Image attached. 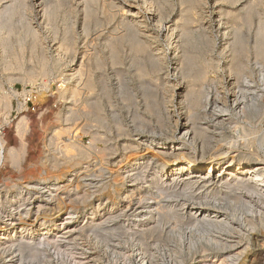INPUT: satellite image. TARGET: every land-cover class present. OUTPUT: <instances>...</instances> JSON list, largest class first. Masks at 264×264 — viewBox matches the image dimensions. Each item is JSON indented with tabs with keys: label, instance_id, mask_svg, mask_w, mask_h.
I'll list each match as a JSON object with an SVG mask.
<instances>
[{
	"label": "bare ground",
	"instance_id": "obj_1",
	"mask_svg": "<svg viewBox=\"0 0 264 264\" xmlns=\"http://www.w3.org/2000/svg\"><path fill=\"white\" fill-rule=\"evenodd\" d=\"M53 1H55V0H45L44 1L45 4H44L42 0H36V2L39 4V6L42 5V3L45 5V7H43L44 9H42L43 10L42 14H43V16H45V19H46L44 21L45 22L44 24L49 26V30H50V32H52V35L56 34V33H54V31L56 30L54 28L56 26L55 25L56 22L55 23H54V21L51 22L52 21V19H51L52 14L59 11L60 7L63 8V5H62V6H59V9L57 8V10H56V7H58V4H59V2L57 0H56V2L58 3L57 6L56 7L53 6V8H51ZM59 1H61V0H59ZM100 1L101 0H81L83 6L85 8V11L87 13L92 12L94 10V7L97 5L98 2L99 3L103 2V0L101 2ZM190 1H191L190 5L187 8L185 7V9H184L185 12L182 11L183 13H185V15H184L185 17L183 16L184 18H182L180 20L182 13H181V15L179 14L180 17L177 16L180 21L176 20V18H174V17L169 16L170 14H167L169 17L166 18L167 20L165 22H163V17H164L163 15H165L164 13H162L163 11L160 12L158 10L159 12L157 14L155 12L154 13L147 12V11H150L152 9L151 8V6H152L151 3L153 2L152 0H143V6L146 7V11L144 10V7H142V5H141V3H142L141 0H104L103 3L106 2L105 9L107 8V11L104 12V18L102 16H99L102 20H100V18H98V17L96 18V16H94L97 14L96 11L94 12L95 14H93V15L92 14L86 15L87 13L85 15H83L84 19H83L82 25H83L84 31H86L88 33L92 32V31L99 33V30L103 29L102 27L105 26V29H106V25L109 27V29H106L108 31L105 30L106 32H103V33H102V31H100V33L99 34L97 33L98 35L95 36L97 38V40H102L99 43L100 47L102 49L101 48L99 49L97 46L94 47L95 51L93 50L94 52L92 54H90V56L88 55L89 57L86 58V60L88 59L87 61L90 62L91 66H93L96 63V66L94 65L95 68L98 70H103V71H105L104 69L107 65L111 66L112 68L118 69V68H121L120 66L122 64L124 65L123 60L125 61V58L127 56V58L130 61V64H132V65L136 64L137 65L139 70L137 68L135 70L136 71L138 70L137 72H139V74H141L140 78H141V76L145 77V76H148L150 74H154V75L157 74V75L161 76L163 79H165L164 83L167 86L171 87V91H169L168 95L165 97V100L167 99L166 100L167 103H171L172 98L177 93V95L180 96V99H183L182 102L185 105L184 107H186L187 103L190 104V106L186 107L187 110L185 111V113H183V114H185V116L179 115L178 117H176L177 120H176L175 133L177 135L174 136V138L172 140L158 141V139H156V138H149V139L144 138L141 141H139L140 140V138H139V139L133 140V142H131L130 145H127L124 149V150H130V151H138V150L142 149L141 147H143L142 145H144L143 150H140V151H142L141 154L137 155L136 157L133 156L134 158H131V160L125 162V164H123L120 168L121 177L118 179V184H119L118 190L112 189L114 192L119 194L117 197L119 199L118 203H120V202L126 203V201L133 196V194H132L133 189L131 190L128 182L129 181L132 182V178L133 179L135 178L134 180L144 178L143 174L146 171L147 167L149 166L150 162H152V161H150L149 158L156 159L155 157L151 156L148 151H146V150L150 149V146H153L152 148L155 151L158 150L161 154L163 153L162 154L163 156H164V154H166L170 158V160H166L165 158H167V157L162 156L164 159L161 160L162 158L159 154V156L161 158L160 159L161 160L160 166H158V168L156 170L154 169L155 174H153V177L151 180L152 184L150 186V189L146 190L147 196L143 195V196L139 197L140 202L146 198H148L149 200H152L153 202H151V204L147 205L146 210H144V212L142 211L143 213L141 212L142 218L141 219L139 218L140 220L138 221L137 228H135L136 230H133V231L130 230V228L132 227L131 224H130L131 227L129 229H126L128 227L125 228V227H121V226H117V225L116 226L109 225V224H107V223H109V221L106 220L107 219L106 217H104V218H106L105 220H103V218H102V221L100 220L101 222H99V223H96V221L95 222L92 221L94 223V225L92 227V224H91V227H90L91 229H89L92 231V234L96 237L97 241L104 243L103 245L105 246L106 249H110L113 251L112 253H114L115 257H117V255L120 254V253L119 254L117 253L118 249H120V251L122 250L124 252H126V251L134 252V255H133L134 258H133L132 264H154L152 259H151L153 257H151V255H150L151 252L154 250L158 251V252L163 251L164 254L168 253L170 259L168 258L167 260H165L166 258L164 257L165 258L164 260L166 261L164 263H166V264H181L185 260L184 258H182L183 255H185L186 257H191L190 260L192 261V264H238V260L240 259V257L242 255H244L245 253H247L249 250V247L251 245V240H252L250 235L254 231L258 230V226H261L264 229V160L262 163V161H261L262 159H259V157L257 155H255L257 152L254 154V152L253 151L251 152L250 150L249 151L244 150L245 152L243 151L242 154L240 156H238L236 154H233V153H235V150L231 151V153H228L226 151H224V153H221V152L219 153L218 149H215V147L217 145L214 146V149L217 150L216 152H215V150L213 151V149H212L213 148L212 146L214 144H216L218 142L220 143L221 142L220 140L223 141L224 138H226L225 136L227 135V133L229 131L235 132V133L237 132L238 134H239V132H242L241 134L244 135V137H242V139L245 140V143H243V144H246V142L248 144V142H249V144L251 145L249 139H247L246 137L248 135H250L251 133L254 134L255 132H257L258 128L256 127L255 122H257L259 119L264 117V63H263L264 62L263 61L264 60V0H245L244 3H240V5H238L235 8L234 12H232L231 9L225 10L224 9L225 7H223V9H222V8H220V6H218L219 10H217V11L215 10L216 12L212 11L213 12L212 17H218L219 22L222 20L221 15H223V17L224 16L227 17V20H230V23H232L231 20L233 18L235 19L236 16H237L236 19H238L239 18L238 15L239 16L241 15L240 19H242L243 18L242 14L245 12V16H244L245 19L244 20H245V26L247 25V27L249 26V24L252 25V23L254 22L253 13H256V12L258 13V16H256V17H258V20L256 19L257 27H256V25L254 26V24H253L254 30H255V27H256V30H255V32L250 30L252 32V34L254 32V34H253L254 38L251 39V36H250L251 33H250V35H247L246 37H244L245 43L243 42V39H242L243 38L242 37L243 35L241 33V31H243L242 29H236V30L230 29V31H227L228 28H230L232 25L230 27H229V25L228 26L225 25V28L223 30L222 27L224 25L222 26L221 23L215 22L216 27H217V30L215 27L216 33L224 35V37H222L224 39H223L220 54L224 59V62L222 63V67H226L225 70L223 68L222 69L224 70V72H228L229 75H227V77L228 76L230 77L228 79L224 77L227 80H224V78H222L220 76L218 78H215V79L209 77V73H211L212 71H218L221 67V63H220L221 59L219 60V55L215 56L213 54V52H215V46H216L215 42L217 39L216 38L217 34H214L212 31H210V29L207 30V28H203L200 26H197V27H199V28H197L196 26L193 25L197 18L198 19L200 18L199 20L205 19V15H203V13L205 14V12H206L205 9H207V1H205V0H190ZM195 1H200L199 3L202 5L200 7V12L197 10L199 8L196 9V6H200V4L196 5L198 2L195 4ZM217 1H219V0H216V3H217ZM220 1H223V0H220ZM224 1L226 4L230 3V5H231L230 1L228 3L226 0H224ZM233 1L234 0H232V2ZM235 1H234V3H236ZM20 2H22V0ZM11 3H12V1H11ZM25 3L27 4L28 2L26 1ZM155 3L156 2H154V5H155ZM158 3H160V2L158 1ZM10 4H7V5H10ZM13 4L14 3H12L11 5H13ZM61 4H62V2H61ZM188 4H189V2H188ZM7 5H5L3 8L0 9V31L2 32L3 31L2 29H6V33L3 32L6 35H7L8 31L9 32L11 31L9 24H10V20L12 18V14L14 13V10H15V8L13 9V7H11V5H10V7H8ZM19 5H20V3H19ZM44 5H42V6H44ZM156 5H157V3H156ZM27 6H29V5H27ZM16 7L19 8L17 5H16ZM22 7H23V5H22ZM157 7H159L160 10H163V8H165V5H164V7H163V4L160 6L157 5ZM96 9H97V7H96ZM112 9H113V11H112ZM118 9H120V10H118ZM156 9H158V8H156ZM243 9H245V11ZM62 10L63 9H61V13H62ZM242 10L244 11L243 13H242ZM16 11H17V9H16ZM235 11H239V12H237V14H236ZM59 13H60V11H59ZM165 13H166V11H165ZM168 13H169V11H168ZM238 13H240V14H238ZM195 14H197V18H195ZM235 14H236V16L234 17ZM13 17H15V15H13ZM25 17L29 18V16H25ZM19 18H21V17H19ZM63 18L64 17L62 16V19ZM66 19L63 21L67 22ZM43 20H44V18H43ZM55 20H56V18H55ZM214 20H212V21L214 22ZM238 20H236V21H238ZM240 21H242V20H240ZM15 22H18V21H14V24H15ZM27 22H29V24H30V21L27 20ZM221 22H223V21H221ZM22 23H19V24H22ZM53 23L55 25L54 27L52 26ZM207 23L208 22L206 21V24ZM71 24H72V22H71ZM13 25L11 22V27ZM24 25L26 26V24H24ZM27 25H28V23H27ZM203 25H205V24H203ZM203 25H201V26H203ZM63 26L66 28L65 25H63ZM28 27H30V26L28 25L27 28ZM241 27H242V25L240 27H236V28H241ZM25 28L26 27H23V29H25ZM69 28L71 31L72 28L70 26H69ZM12 29H15V28H12ZM33 29H34V27H33ZM33 29H32V32H34ZM156 29L160 33L156 32L157 31ZM16 30H17V28H16ZM21 30H22V28L19 31H16V35L18 34L17 32H20ZM64 30L68 31L66 29H64ZM64 30H61V31L63 32ZM27 31H28V29H27ZM25 32H26V30H25ZM30 32H28V33H30ZM71 32H73V31H71ZM12 33H13V31L10 32V34H12ZM161 33H162V35H164V40H165L167 49L163 45H161V43L159 42V40L161 38V35H160ZM63 34L66 35L67 33H63ZM23 35H21V36H23ZM8 36H10V35H8ZM15 36H13V37L15 39H17L20 35L19 36L17 35L16 37ZM57 36H58V34H57ZM29 37L30 38L33 37V39H34V37L36 38V35L34 34V36H29ZM65 37L67 38V36H65ZM5 38H7V37H5ZM24 38L25 37L22 38L23 41H24ZM62 38H64V37H62ZM66 38H64V39L68 41V39H66ZM4 39H3V42L5 41ZM7 39H8V44H9L10 37ZM18 39H17V41H18ZM39 39H36V40L38 41ZM55 39H57L56 35L53 38V41ZM69 40H70V38H69ZM86 40H87V38H86ZM33 41H35V40H33ZM5 42L7 43V41H5ZM93 42H94V40H93ZM20 43H21V41L17 44H20ZM39 43H40V41H39ZM41 43L39 44V46L42 45ZM95 43H96V41H95ZM3 44H5V43H3ZM3 44H2V40H1L0 45H3ZM32 44L34 46V42ZM63 44H64V42H63ZM68 44H65V48L67 47L66 45H68ZM89 45H91V44H89ZM5 46L6 45H4V47ZM8 46L10 47V44ZM21 46H23V45H21ZM9 47H8V49L11 48V47L10 48ZM12 47H14V46H12ZM36 47H38V46L36 45L33 49H35ZM60 47H62V46H60ZM88 47H90V46H88ZM40 48H41V46H40ZM71 48H73V46H71ZM201 48H202V50H201ZM97 49H98V51H97ZM6 50H5V53H7ZM40 50H42V48ZM11 51H10V53H11ZM219 51H217V52L219 53ZM41 52H42V54H45L43 51H41ZM171 52L173 53V56H172L173 61H171L172 64L169 63V59H168L169 54ZM82 53H84V52H82ZM89 53H91V52L89 51ZM11 54H13V52ZM36 54H38V53H36ZM27 55H28V53H27ZM38 55H36V57ZM243 55H245V58H247L246 62H242L243 61L242 60ZM250 55H254L253 58H255V59H253V60H254V62H256L255 64L260 65L258 67V71H259V75L257 76L258 81L251 79L250 78L251 75L249 76L247 74V73H250V71H251L249 68L250 61L248 58ZM4 56H5V54H4ZM13 57H17L16 54L14 56H12V58ZM46 57H45V55L44 56L42 55L40 57L41 58L40 61L42 64H39V67L42 65L40 69H43L44 71L46 70V66H47L45 64L47 62L46 59H48ZM17 58H19V57H17ZM81 58H82V56H81ZM16 59L14 61L15 63H16ZM22 60L20 62H22ZM86 60H85V62H86ZM17 61H18V59H17ZM31 61H32V59H31ZM10 62H12V61L10 60ZM10 62H8L7 65H9ZM20 62L18 64H20ZM89 62H87V63H89ZM31 64H32V62H31ZM127 64H128V62H127ZM10 65H12V63ZM14 66H16V64ZM91 66L87 70L88 74H87V78H86L85 83H84L86 88L88 90H90V94H89L90 96L88 97L86 95L88 97V99H87V102H84V103H87V108L85 110V114L87 117H89L91 119L102 120V121L104 120L105 121L107 118V114L104 111L103 99H102V95H104V94H102V93H109L110 92V88H109L110 84H109V82L105 83L103 80L100 81V80L96 79L97 76L95 77V75H94L95 71L93 69H91V68H93ZM39 67H38V69H39ZM116 67H118V68H116ZM80 68H82V67H80ZM0 69H1V67H0ZM15 69H18V68L16 67ZM40 69H39V71H40ZM47 69H49V68H47ZM2 70H3V68H2ZM19 70H21V67ZM28 70L29 71L26 70V72H25L26 75H28V78H29V76L31 77L34 74H37L36 70H34V68L31 70L30 69H28ZM44 71H40V72L42 73ZM47 71H45V72H47ZM118 71H119V69H118ZM74 74H76V73H74ZM74 74L71 77L72 81L75 80L73 77V76H75ZM119 75H120V73H119ZM37 76H39V74ZM99 76H101V75H99ZM19 77H20V75H19ZM119 79H121V78H119ZM121 80H123V79H121ZM240 80H242V82H244V84L241 83L242 84L241 85L239 83ZM153 81H155V80H153ZM153 81L151 80L152 83H153ZM174 82H176V83H174ZM142 83H144V82H142ZM77 85H78V83H77ZM227 85L231 86L230 89H228V90L225 87ZM98 86H100V88H101V93H96ZM158 86H160V85H158ZM122 87H123L122 85L119 86L118 92L120 94L123 92ZM170 87H169V89H170ZM63 89H65V87ZM128 89H130V88H128ZM68 90L70 92V95H73V97L72 96L71 97L74 99L75 98L74 93L76 92V89H74V87L72 89L70 86V88L68 87ZM124 90H125V88H124ZM157 90H159V89H157ZM79 91H80V89H79ZM91 91H94V92H91ZM212 91H214L215 97L213 100L216 102V104H214L213 109H211L212 111H210L211 112V118H209V119H210V122L212 123V125H211V124H208V122H207V124L204 123L205 121L202 122L203 119L208 117V116L205 117L206 115L205 116L202 115L203 114L202 112H206V110H207L206 108L211 103V100H212L211 99V97H212L211 92ZM83 92H85V91H83ZM80 94H81V92H80ZM161 94H162V92H161ZM7 95H9V94H7ZM76 96H77V92H76ZM128 96H130V95H128ZM2 97H3V95H2ZM4 98H5V96H4ZM110 98L111 97H109V100H110ZM122 98H124V97H122ZM217 98H219V99L217 100ZM45 100H46V98H45ZM144 100H145V98H144ZM124 101H125V99H124ZM150 101H152V100H150ZM159 101H161L160 98H159ZM214 101H212V102L215 103ZM218 101H220V102L222 101L221 104H217ZM4 102H6V101H4ZM126 102H127V100H126ZM110 103H108V104H110ZM154 103H156V102H154ZM146 104H147V102H146ZM157 105H159V104H157ZM180 105H182V103ZM211 106H213V105H211ZM148 107H149V105H148ZM154 107L155 106L151 105L152 110L151 109L150 110L153 111L155 109ZM158 107L156 108L157 110H158ZM163 107H165V106H163ZM202 107H203V109H205V111L202 110V112H201L199 110V108L201 109ZM5 108H7V107H4V109ZM73 108H74V105H73ZM166 109H167V107H166ZM147 110H149V108ZM157 110L155 112H157ZM162 110H163V108H162ZM72 111H74V110H71V112ZM79 111H81V110H79ZM113 112H114V110H113ZM207 112H208V110H207ZM75 113L69 112V114H71V116H75ZM157 113L161 114L160 111ZM206 114H208V113H206ZM82 115H80V116H82ZM117 115H119V114H117ZM134 115H135L134 116L135 119H137L136 118L137 114H134ZM139 116L140 115H138V117ZM202 116H204V117H202ZM73 119H74V117H73ZM135 119H134V123H135L134 126H135L136 130H139L141 128L143 129V127L145 126L144 123L141 121H140L141 122L140 123L139 118H138V123H136L137 120H135ZM145 119L147 120V117ZM163 119L164 118L162 117V120ZM167 119H169V118H167ZM172 119H174V118H172ZM68 120H69V117H68ZM68 120H65V122ZM71 120H72V118H71ZM24 122H26V119ZM83 122H85V121H83ZM148 122H149V120H148ZM158 122H159V120H158ZM105 123H107V122H105ZM115 123H117V122H115ZM100 124H102V123H100ZM120 124H121V121H120ZM120 124L119 123L117 124L120 127L119 129L124 128V127H121ZM84 125H85V123H84ZM204 125H207V126H204ZM90 126H92V125H90ZM96 126H97V124H96ZM99 126H101V125H99ZM161 126L163 127V125H161ZM69 129H68V126H67V128H60L58 130H55V132H56L55 134H56V136H58L59 133L61 134L62 132L66 131V132H68V134L71 135L72 130H69ZM83 130H82V132H83ZM22 131H21V135L23 134ZM153 133H155V132H153ZM62 134H64V133H62ZM95 135H96V133H95ZM97 135H98V133H97ZM72 136H75V135L73 134ZM98 136H95V137H98ZM164 136H165V134H164ZM185 139L188 140L191 144L193 142L197 143V141L200 140L201 146L200 147H194L193 146L192 151L185 152V150H184V152L182 151V152L178 153V150H181L180 145L182 144V140H185ZM48 140H47V142H48ZM130 140H131V138H130ZM54 141L56 142L55 139H54ZM262 141H264V134L262 136ZM19 142H20V144H18L17 146H14V147L13 146L11 147L8 145L6 148V146H4V148L6 149V154H7V157H4L5 160H6V158H8L9 162L11 163V166H17V168L19 165L18 163L20 162L19 160L25 154V153L23 154V152L25 151L26 146H27V142L24 141L23 137H20ZM104 142H106V141H104ZM48 143H50V142H48ZM72 143L73 142L71 141V137H68V141H65V142L62 141V145L59 144L60 147H62L61 149L64 152V155L62 154L63 158H58L59 156L57 154L58 157L56 158V161H54L55 164L59 165L60 161L67 163L66 161L73 159L76 155H79L80 157H83V158L86 156L87 150H85V148H83L84 146L82 148H81V146L76 147L79 143L76 145V144H74V143H76L74 141L73 144L76 146H74V145L72 146ZM229 144L230 145L233 144V146H236V145H234V143H229ZM249 144L246 146L250 147ZM263 144H264V142H263ZM50 145H53V144L51 143ZM123 145H125V144H123ZM220 145H222V144H220ZM89 146H90V144H89ZM246 146H244V147H246ZM57 147H55V148H57ZM72 147L73 148L76 147L75 149L78 150L77 151L78 154L73 153L74 151H72ZM91 147L95 148V146H93V145ZM91 147H89V148L91 149ZM236 148H237V146H236ZM90 149H89V151H90ZM211 150L213 152V155L210 158H205L204 154H206L207 152H209ZM237 150H239V149L237 148ZM55 151H56V149H55ZM102 151H103V149H102ZM102 151H99V152H102ZM60 153H61V151H60ZM199 154H200V156H199ZM88 155L90 157V153H88ZM50 156H51V154H50ZM124 157H126V156H124ZM128 157L130 158V156H128ZM51 159H53V157ZM86 159H87V156H86ZM101 160L103 161V158ZM156 160H158V158ZM118 161H120V160H118ZM259 161H261V163ZM75 163H76V161H75ZM79 163L78 162L76 163V165H78V166L73 168L74 171H76L80 168ZM121 164H122V162H121ZM121 164H119V165H121ZM125 165H126V167H124ZM151 165H154V164H151ZM68 167H70V166H68ZM42 171H43V169H42ZM98 171H103V170L99 169ZM70 174H72V173H70ZM91 176H92V174H91ZM59 178H60V176L56 177L57 182L59 181ZM41 180L46 182L45 179H41ZM93 182H94V180H93ZM113 182H115V181H113ZM17 187H18V185H17ZM31 187H32V185H31ZM33 187H34V185H33ZM48 187H51V186H48ZM74 188H75V186H74ZM76 188H78V186ZM26 194L29 195L30 192L29 191H27V192L20 191L19 193L14 195V197H12V198L10 197V199L4 200V201H3V197L0 196V219L7 212V210L5 209L6 207H8V208L12 207L16 210V215L14 218H12V220H10L11 221L10 223L9 222L7 223L6 221H4V222H1V224H0V246H3L1 248H3L5 253H6L7 252L6 249L11 248L17 244L18 246L17 245L16 246H17L18 250L22 251V252H20L21 255L19 253V256H20L19 257L20 259H18L19 262H22V260L24 262L26 256H27V258H28V256H30L31 258H36V256L40 257L37 254H40L43 256L44 253H42V252L45 251V247H47V246L49 247V246L55 244L56 243L55 239L58 238V235H59V239H60L64 234L66 235V233L69 232V230H65V229L69 228V226L64 227L65 223H67L66 221H70V222L75 221L76 222V220H78V219L80 220L82 217H88L90 219H94L97 215L103 214V213L108 214V216L109 215L111 216V214H112L111 211L113 210V207H109L107 204H106L107 205L106 207L105 206L102 207L101 206L102 204H101V205L93 207L91 210H88L87 212H85L86 213L85 216H82L83 215L82 214L80 217L79 216L77 217V215L74 216L73 212H71L67 209H65V210L56 209V207H55L52 216L47 217L46 215L45 216L42 215L44 217V219H43L42 217L40 218L37 215L39 214L40 211L45 210L47 203L45 202L46 203L45 204L44 201L38 202L37 205L35 204L36 206L34 208H36V209L34 210L31 207V205L33 206V201L32 202L30 201V200H32V198L30 199V196H26ZM51 195H52V193H51ZM87 195H88V193H87ZM87 195L85 194V196H87ZM112 195H114V194H112ZM77 196H79V199L82 201L83 197L80 195H77ZM58 197L59 196H57V198ZM117 198L114 197V199H113L110 196L108 197L109 201L113 202V204H116ZM49 199H51V198H49ZM148 199H146V200H148ZM131 200H133V199H131ZM81 203H83V202H81ZM64 207H66V206H64ZM42 213L44 214V212H42ZM29 215H31V218L32 217L35 218L34 215H36L37 216L36 219H38L37 222H34L33 219L31 220L30 217H29L30 219L27 220L26 217H28ZM105 216H107V215H105ZM68 224H69V222H68ZM133 225H137V221H136V224L134 223ZM127 226H129V225H127ZM70 228H72V227H70ZM119 228L123 229V231H126V232H124V233L119 232ZM127 230L129 231V233L127 232ZM61 232H63V233H61ZM59 233L63 234V235L61 236ZM122 234H123V236H122ZM117 236H119L118 237L119 239L116 238ZM117 240L119 243L117 242ZM116 242H117V244H116ZM59 245H57V247H59ZM47 249H49V248H47ZM60 250L61 249H59L58 253L60 252ZM56 252H57V250H56ZM62 252H64V251H61V253ZM253 252H255V251H253ZM61 253H59V255ZM115 253H117V254H115ZM128 253H126V254H128ZM200 253L203 254L202 255L203 258L201 260L196 261V257H195L196 254H200ZM122 254H120L119 257H121ZM23 255H25V256H23ZM72 256H73V254H72ZM123 256H125V254L122 255V257ZM130 256H131V254H130ZM148 256L151 258H149ZM68 257L70 259V256H68ZM76 260H78V259H75L74 261H76ZM114 260L115 259H113V261ZM82 261H83V259H82ZM251 261H253L252 264H254L255 258ZM12 262L13 263L10 262V264H15L14 262H16V261L13 260ZM81 262H79V263L81 264ZM84 263H85V261H84ZM40 264H42V263H40ZM71 264H72V262H71ZM122 264H123V262H122ZM125 264H127V263H125Z\"/></svg>",
	"mask_w": 264,
	"mask_h": 264
},
{
	"label": "rangeland",
	"instance_id": "obj_2",
	"mask_svg": "<svg viewBox=\"0 0 264 264\" xmlns=\"http://www.w3.org/2000/svg\"><path fill=\"white\" fill-rule=\"evenodd\" d=\"M11 1H12V3H14L13 5H11L12 4ZM20 1L21 0H0V9L3 8L7 4H10V3H11L10 4L11 7H13V9L15 8L14 13L12 14V18L10 20V24L9 25H10L11 31H13V33L15 35H16V31H19L22 28V30L20 32H17L18 33L17 35L18 36L20 35L18 37L19 39L18 38L17 39H18L19 42L21 41L20 44L23 45V46H21L20 44H17L19 42L17 41V39H15L13 37V36H15L13 33H12L13 35L10 34L11 31L9 32L7 30L8 33H9V34L7 33V35L3 33V32L6 33V29H2L3 30L2 32L0 31V33H1L0 34V37H1L0 38V41L2 40V44L5 43L3 45H0V47H1L0 48V67H1V69H0V93H1L0 94V97L2 98V99L0 98L1 99L0 100L1 101L0 102V131L4 132V135H3V138H2V140H3L2 142L4 144L2 145V152L0 151L1 152L0 153V196L3 197V201H4V200L10 199V197L11 198L14 197V195H16L17 193H19L20 191H22V192L29 191L30 194L29 195L26 194V196H30V199L32 198V200H30L31 202L33 201V206L31 205L32 209L35 210L36 208H34V207L40 201H44V203L45 202L47 203V204L45 203L47 205L46 208H45V210L44 211H40L38 215L36 214L37 216H39L40 218L42 217L43 219H44L43 216H45V215L47 217L52 216L55 207H56V209H63V210L67 209V210L73 212L74 216L77 215V217L78 216L80 217L82 214H83L82 216H85L86 215L85 212H87L88 210H91L93 207H96V206L101 205V204H102L101 205L102 207L103 206L106 207L107 205L109 207H113V210L114 211L113 210L111 211L112 212L111 216L110 215L108 216V214H104L103 213V214L97 215L94 219H90L88 217H82L80 220L79 219L76 220V222L75 221L74 222L66 221L67 223H65L64 227L65 226H69V228L65 229V230H69V232L66 233V235L65 234L63 235V234H60L59 233L61 236L63 235L60 238L61 240L59 239V235H58V238L55 239L56 240V243L55 244H53V245H51L49 247L48 246L45 247V251L42 252V253H44L43 256L40 255V254H37L40 257L36 256V258H31L30 256H28V258H27V256H26L24 262H23V260H22V262H19V260H18V259H20L19 258L20 257L19 256V253L22 252V251L21 250H18V248H17L18 245L17 244H16L17 246L15 245L16 247L15 246L11 247L12 249L11 248H8L10 251L8 249H6V251H7L6 253H5L4 249L1 248L3 246H0V249H1L0 250V264H6V263L7 264H10V262L13 263L12 262L13 260L16 261V262H14L15 264L16 263L17 264H21V263L22 264H40V263H42V264H62V263L63 264H71V262H72V264H75L76 262H77L76 264H78L79 262L82 261V259H83V261L81 262V264H85V263L86 264H122V262H123V264H125V263H127V264H130L131 263L132 264V261H133V258H134L133 257L134 252H132V251H126V252H124V251H122V250L120 251V249H118V252L117 253L118 254L119 253L122 254L124 252L122 255L125 254V256L122 257V255H121V257H119L120 256V254H119V255H117V257H115L114 256V253H112L113 251L110 250V249H106L105 246L103 245L104 243H101V242L97 241L96 240V237L92 234V231L89 230V229H91L90 228L91 227V224H92V227H93V225H94L93 222L96 221V223H99V222L102 221V218H103V220H105L107 218L106 220L109 221V223H107V224H109V225H112V226H116L117 225V226H121V227H125V228L128 227L126 229H129L131 227V225H132V227H131L132 229L130 228V230L131 231L136 230L135 228H137V226H138V221L142 218V213L144 212V210H146L147 205H149V204H151V202H153L152 200H149L148 198H146L148 200L144 199V200H142L140 202L139 201V199H140L139 197L140 196H143V195L144 196H147L146 195L147 194V191L146 190L150 189V186L152 184V181L151 180H152L153 174H155L154 173L155 170L158 168V166H160L161 160L164 159L163 157H167V158H165L166 160H170V158L166 154H164V156H163L162 155L163 153L161 154L158 150L155 151L152 148L153 146H150V149L148 148L149 150H146V151H148L149 154L151 156L155 157L156 159L158 158V160L149 158L150 161H152L153 163L149 161L150 164H149V166L147 167L146 171L143 174V177L144 178L137 179V180H134L135 178L134 179L132 178V182L133 183L131 181L128 182V184L130 185L131 190L133 189L132 190L133 196L130 199H128L126 201V203L125 202L124 203H122V202L118 203L119 202V199L117 197H118L119 194H117L116 192H114L112 189H114V190L117 189L118 190V185H119L118 184V179L121 177V174H120L121 170H120V168H121V166L123 164H125V162H127V161L131 160V158H134L137 155L141 154L142 151H140V150H143L144 145H142L143 146V147H141L142 149H140L138 151H130V150H124V149H125V147L127 145H130V143L133 142V140H136V139H139V138H140L139 141H141L144 138L145 139L156 138V139H158V141H169V140H172L174 138V136L177 135L175 133L176 120H177L176 117H178L179 115L180 116L181 115L182 116L183 115L185 116V114H183V113H185V111L187 110L186 107L190 106V104L187 103L186 104V107H184L185 105L182 102L183 99H180V96L177 95V93L172 98L171 103H167V101H166L167 99L165 100V97L168 95L169 91H171V87L170 86H167L164 83L165 82L164 81L165 79H163L161 76H159L157 74H155V75L154 74H150L151 76L148 75V76H145V77H142L141 76V78H140V75L141 74H139V72H137L139 70L138 67H137V65L135 64L136 65L135 66V65L130 64V61L127 58V56L125 58V61L126 62L123 60L124 65L122 64L120 66L121 68L116 67V68L119 69L120 72L118 71V69L112 68L111 66H108V65L105 67V69H104L105 71L96 69L95 68L96 63L94 64L95 66L93 64H92L93 66H91L90 65V62L87 61L88 59L86 60V58H88L90 56V54H92L95 51L94 47L97 46L99 49L101 48L99 43L102 41V40H97V38L95 36L98 35L100 33V31H102V33L108 31L106 29H109V27L107 25H106V29H105V26L102 27L103 29L99 30V33L98 32H93V31L90 32V33H88L86 31H84V28H83V25H82L83 19H84V16L83 15H85L87 12L85 11V8H84L81 0H63V1L62 0L61 1L57 0L60 5L56 2V0L52 2V7L51 8H53V6L56 7L57 4H58V7H56V10H57V8L59 9V6H62L63 5V8L60 7V9H59L60 13H59V11H57L55 13L53 12L56 16L54 14H52V18H51L52 21L51 22H53V21H54V23L56 22L55 23L56 26L54 25V23L52 24V26L53 27L55 26L54 28L56 29L55 30L56 32L54 31V33H56V34H53V35H52V32H50V30H49V26H47L46 24H44L45 23L44 21L46 19H45V16H43V14H42V12H43L42 9H44L43 7H45V5H44L45 4V2H44L45 0H42L43 3H44V4L42 3V5H44V6H42V5L39 6V4L36 2V0H26L28 2L27 4L25 3L26 2L25 0L24 1L22 0V2H20ZM152 1L153 2L151 4H152V6L154 8L151 6L152 9L150 11H147V12H150V13H154L155 12L157 14L159 11L160 12L163 11L162 13L165 14V15H163L164 16L163 17V22H165L167 20L166 18H168L169 16L174 17V18H176V20L180 21L182 18L185 17L184 16L185 13H183L182 11H184L185 7L187 8L190 5V3H191L190 0L189 1L188 0H175V1L174 0H161V1L160 0H152ZM158 1L160 3L162 1L163 2L160 4V3H158ZM205 1H207V9H205L206 10L205 14L203 13V15H205V19H201L203 22L201 20H199L200 18L199 19L197 18V14L200 12V7L202 5L199 3L200 1H195V4L198 2L196 5L200 4V6H196V9L199 8V9H197L199 12L196 10L198 13L195 14V18H197L198 20L196 19V21L194 22L193 25L196 26V27L197 26H200V27H203V28H207V30L210 29V31H212L214 34H217L216 31H215V27H216V23L219 22V20H218L219 18L218 17H212V14H213L212 11L216 12L217 10H219V7L218 6H220V8H222V9H223V7H225L224 8L225 10L226 9H231V11L234 12L235 8L238 5H240V3H244L245 2V0H238V1L237 0L235 1L234 0L236 2V3H234V1L232 2V0H226L227 3L229 1L231 2V5H230V3H228L229 4L228 5V4L225 3L224 0H223L224 2L219 0V1H217V3H216V0H205ZM61 2H62V4H61ZM103 2H104V0H103ZM103 2L102 3H99L98 2L97 5L94 7V10L92 12H88L86 15H89V14L90 15L91 14L93 15V14H95L94 12L96 11L97 14L94 15V16H96V18L97 17L100 18L99 16H102L104 18V12L107 11V8L105 9L106 2L105 3H103ZM141 2H142L141 3L142 7H144V10L146 11V7L143 6V0H141ZM154 2H156L158 6H160V5L163 4V7H164V5H165V8H163V10H160L159 7H157L156 3L154 5ZM188 2H189V4H188ZM19 3H20L21 6L19 5ZM10 5H7V6L10 7ZM16 5L19 8H17ZM22 5H23V7H22ZM27 5H29V6H27ZM96 7H97V9H96ZM156 8H158V9H156ZM16 9H17L18 12L16 11ZM61 9H63L62 10V13H61ZM118 10H120V9H118ZM167 10L169 11V13H168ZM243 10L245 11V9H243ZM243 10H242V13L244 12ZM112 11H113V9H112ZM165 11H166V13H165ZM235 12L237 14V12H239V11H235ZM181 13H182V15H181ZM167 14H170V15L168 16ZM179 14L181 15L180 20L178 19V17H180ZM236 14L234 15V17L236 16ZM238 14H240V13H238ZM13 15H15V17H13ZM242 15H243V18L242 19H240V16L241 15L240 16L238 15V17H239L238 19L239 20L236 19L237 16L235 17V19L233 18L235 21L232 19L233 20V21L231 20L232 23H230V20H227V17L226 16L223 17V15H221L222 16V20L221 21H223L224 23L221 22V21L219 23H221L222 26L224 25L222 27L223 30L225 28V25H227V26L229 25V27L232 25L230 28H228L227 31H230V29H233V30L234 29L235 30L236 29H242L243 30V31H241V33L243 35L242 36L243 37L242 39H243V42L245 43V38L244 37H246L247 35H250V33H251V35H250L251 36V39L254 38L253 37V34H254V32L256 30V27H257V25H256L257 24L256 23L257 22L256 19L258 20V17H256V16H258V13L257 12L256 13H253L254 22L252 23V25L249 24L248 27L250 29L247 27V25L245 26V20H244L245 19L244 18L245 12ZM25 16H29V18L28 17H25ZM62 16L65 19L67 18L66 19L67 22L63 21L65 19L64 18L62 19ZM19 17H21V18H19ZM43 18H44V20H43ZM55 18H56V20H55ZM27 20L30 21V24H29V22H27ZM100 20H102V19L100 18ZM212 20H214V22ZM236 20H238V21H236ZM240 20H242V21H240ZM14 21H18V22H15V24H14ZM206 21L208 22L207 24H206ZM11 22H12V25L14 24L15 26L13 25L11 27ZM71 22H72V24H71ZM19 23H22V24H19ZM27 23L30 26L28 28H27V26H28ZM24 24H26V26ZM200 24L201 25L205 24V25L201 26ZM253 24H254V26L256 25L255 30H254ZM63 25H65L66 28ZM241 25H242L241 28H236V27H240ZM69 26L72 28L71 31H73V32L70 31ZM23 27H26L28 29V31H27L26 28L23 29ZM33 27H34V29H33ZM12 28H15V29H12ZM16 28H17V30H16ZM197 28H199V27H197ZM32 29L34 30V32H32ZM64 29H66L68 31H65ZM25 30H26V32H25ZM61 30H64V31L62 32ZM216 30H217V27H216ZM250 30L251 31H254L253 34H252V32ZM28 32H30V33H28ZM156 32L160 33L158 30ZM63 33H67V34L65 35ZM34 34L36 35V38L34 37V39H33V37H31V38L29 37V36H34ZM57 34H58V36H57ZM8 35H10V36H8ZM21 35H23V36H21ZM55 35H56L57 39H55L53 41V38L55 37ZM160 35H161V38H160L159 42L161 43V45H163L167 49L166 43H165V40H164V35H162V33ZM65 36H67V38ZM5 37H7V38L10 37L9 44H10V47L11 48L8 46L9 45L8 44V39L5 38ZM21 37L22 38L25 37L26 39L24 38V41H23ZM62 37L68 39L69 42L67 40H65L64 38H62ZM222 37H224V35L217 34V37H216L217 39H216V42H215V45H216L215 46V52H213V54L215 56L219 55V60L221 59L220 60L221 67L219 66L220 69L218 71H212L211 73H209V77L210 78H214V79L215 78H218L219 76L222 77V78L225 77L227 79L230 78L229 76L227 77V75H229L228 72H224V70L226 69V67H222V63L224 62V59H223V57L220 54L221 53V47H222L223 39H224ZM2 38L3 39L5 38L4 40L7 41V43L5 41L3 42V39ZM69 38H70V40H69ZM86 38H87L88 41L86 40ZM32 39L35 40V41H33ZM36 39H39V40L37 41ZM93 40H94V42H93ZM39 41H40V43L42 42L41 43L42 45H40L41 48H42V50H40L41 48L39 46V44H40ZM95 41H96V43H95ZM33 42H34V46L32 44ZM63 42H64V44H63ZM65 44H68V45H66L67 46L66 47L67 49L65 48ZM89 44H91V45H89ZM4 45H6V46L4 47ZM36 45L38 47H36L35 49H33ZM12 46H14V47H12ZM60 46H62V47H60ZM71 46H73V48H71ZM88 46H90V47H88ZM8 47L12 51L10 49H8ZM5 50H6L7 53H5ZM201 50H202V48H201ZM10 51H11V53L13 52V54L15 53L16 56L19 57V58H17V57H13L12 58V56H14L15 54L14 55L11 54ZM41 51H43L45 54H42ZM89 51L91 53H89ZM97 51H98V49H97ZM217 51H219V53ZM82 52H84V53H82ZM27 53H28V55H27ZM36 53H38V54L40 53L41 55L40 54L38 55ZM4 54H5V56H4ZM36 55H38V56L36 57ZM42 55L43 56L45 55V57L47 56L46 58H48V59H46V61L47 62L49 61L48 63L47 62L46 63L44 62L47 65V66L45 65L46 66V70L45 71L48 70L47 72H45L43 69H40L42 65L39 67V64H42L41 61H40L41 60L40 57ZM81 56H82V58H81ZM172 56H173V53L171 52L169 54V57H168L170 64H172L171 61H173L172 60ZM253 56L254 55H250L248 57L249 58V61H250L249 68H250V70L252 72L250 71V73H247V74L249 76L251 75L250 76L251 79H253L255 81H258V78H257V76L259 75L258 67L260 65L255 64L256 62H254L253 59H255V58H253ZM242 57L244 58V59L242 58V60H243L242 62H246V59L247 58H245V55H243ZM16 58L18 59V61H17ZM30 58L32 59V61H31ZM9 59L12 62H10ZM15 59H16V63L14 62ZM21 60H22L23 63L20 62ZM85 60H86V62H85ZM8 62H10L9 65H7ZM19 62H20V64H18ZM31 62H32V64H31ZM87 62H89V63H87ZM127 62H128V64H127ZM11 63H12L13 66L16 64V66H14V67L15 68L17 67L18 69H15L12 65H10ZM79 66L82 67V68H80ZM90 66L93 67L91 69H93L95 71V74L94 75H95V77L97 76L96 79H98L100 81L103 80L105 83L106 82H109V84H110V86H109L110 92L109 93H102V94H104V95H102L104 111L107 114L106 120L105 121L103 120L104 122L102 120L91 119V118L87 117L86 114H85V110L87 108V103H84V102H87V99L90 96L89 95L90 94V90H88L86 88V86L84 85V83H85V80H86L87 74H88L87 70L90 68ZM20 67H21V70H19ZM38 67H39L40 71H44V72L41 73L39 71ZM2 68H3V70H2ZM33 68H34V70H36V73L37 74H34L31 77L29 76V78H28V75H26L25 72H26V70L29 71L28 69L31 70ZM47 68H49V69H47ZM136 68L138 69L137 71L135 70ZM74 73H76V74H74ZM119 73H120V75H119ZM38 74H39V76H37ZM73 74L75 75V76H73L75 80L72 81V78L71 77H72ZM19 75H20V77H19ZM99 75H101V76H99ZM117 78L118 79L121 78L123 80H121V79L118 80ZM225 78H224V80H227ZM151 80L152 81L155 80V81H153V83H152ZM142 82H144V83H142ZM77 83H78V85H77ZM174 83H176V82H174ZM239 83L240 84L241 83L244 84V82H242V80H240ZM120 85L123 86L122 87L123 88V92L121 94L118 92ZM158 85H160V86H158ZM70 86H71L72 89L74 87V89H76V92H77V96H76V92L74 93L75 94L74 95L75 96L74 99L72 98L73 95H70V92L68 90V87L70 88ZM64 87H65V89H63ZM169 87H170V89H169ZM225 87L228 90V89H230L231 86L230 85H227ZM124 88H125V90H124ZM128 88H130V89H128ZM79 89H80V91H79ZM157 89H159V90H157ZM83 91H85V92H83ZM80 92H81V94H80ZM91 92H94V91H91ZM161 92H162V94H161ZM212 92H211V96H212L211 99L212 100H211V103L209 104L210 107L208 106L206 108L208 110V112H207V110H206V112H202V110L205 111V109H203V107L201 109L199 108V110L203 113L202 115H204V116L206 115L205 117L208 116L207 117L208 119L205 118L206 120L203 119L202 122L205 121L204 122L205 124H207V122H208V124H211V125H212V123L210 122V119H209V118H211V112L210 111H212L211 109H213L214 104H216V102L213 100L214 97H215L214 91H212ZM96 93H101L100 86L97 87ZM7 94H9V95H7ZM2 95H3V97H2ZM128 95H130V96H128ZM4 96H5V98H4ZM109 97H111L110 98L111 101L109 100ZM122 97H124V98H122ZM45 98H46V100H45ZM144 98H145V100H144ZM159 98H160L161 101L162 100L163 101L162 102L159 101ZM124 99H125V101H124ZM218 99L219 98H217V100ZM126 100H127V102H126ZM150 100H152V101H150ZM4 101H6V102H4ZM212 101H214L215 103H213ZM146 102L149 105V107L146 104ZM154 102H156V103H154ZM219 102L220 101H218L217 104H221L222 101L220 103ZM108 103H110V104H108ZM181 103H182V105H180ZM150 104L152 106H155L154 107L155 109L153 111H151L153 107L151 108V105ZM157 104H159V105H157ZM73 105H74V108H73ZM211 105H213V106H211ZM3 106L4 107H7V108L4 109ZM156 106L157 107L159 106L158 107V110L156 109L157 108ZM163 106H165V107H163ZM166 107H167V109H166ZM148 108H149V110H147ZM162 108H163V110H162ZM71 110H74V111L71 112ZM79 110H81V111H79ZM113 110H114V112L116 114L113 112ZM156 110H157V112L160 111L161 114L155 112ZM68 111L70 113H75L76 112L75 113V116H71V114H69ZM65 112L66 113L68 112V113L66 114ZM206 113H208V114H206ZM79 114L80 115L83 114V115L80 116ZM117 114H119V115H117ZM134 114H137L136 115V118L137 119H135V117H134L135 115ZM138 115H140V116L138 117ZM204 116H202V117H204ZM68 117H69V120H68ZM73 117H74V119H73ZM146 117H147V120L145 119ZM162 117L164 118L163 120H162ZM21 118L22 119L24 118L23 119L24 121L26 119V122H24ZM71 118H72V120H71ZM138 118H139V122L141 121L145 125L143 127V129L141 128L142 130L141 129L136 130V128L134 126V124H135L134 123V119L137 120V122L136 121L135 122L138 123ZM167 118H169V119H167ZM172 118H174V119H172ZM65 120H68V121L65 122ZM148 120H149V122H148ZM158 120H159V122H158ZM83 121H85V122H83ZM120 121H121V124L122 125L120 124ZM105 122H107V123H105ZM115 122H117V123H115ZM84 123H85V125H84ZM100 123H102V124H100ZM118 123L120 124L121 127H124V128L119 129L120 127H119V125H117ZM159 123L161 125H163V127ZM255 123H256L255 124L256 127L258 128L257 129V132H255L254 134L251 133L250 135H248L246 137L247 139H249V141L251 143V145H250L249 142H248V144L250 145V147L249 146H246V145H248L247 142H246V144H243V143H245V140L242 139V137H244V135L241 134L242 132H239V134H238L237 132L235 133V132L229 131L228 133L230 135L227 133V135L225 136L226 138H224L223 141L220 140L222 143L221 142L220 143L218 142V143H216V144H214L212 146L213 147L212 148L213 151L215 149H218L219 153L220 152L221 153H224V151H226L228 153H231V151L235 150V153H233V154H236V155L240 156L244 150L245 151H249L250 150L251 152L253 151L254 154L257 152L255 155H257L259 157V159H262L261 161L263 163V160H264V147H263L264 144H263V142L264 141H262V136L264 134V117L261 118V119H259ZM96 124H97V126H96ZM90 125H92L93 127L90 126ZM99 125H101V126H99ZM67 126H68V129L70 128L69 130H72L71 135L68 134V132L65 131V132H62L64 134H62V133L60 134L59 133V135L56 136L55 130H58L60 128H67ZM204 126H207V125H204ZM20 130L21 131L23 130L22 131V133H23L22 135H21V131ZM82 130H83V132H82ZM152 131L155 132V133H153ZM94 132L96 133V135H95ZM97 133H98V135L100 137L97 135ZM73 134L75 136H72ZM164 134H165V136H164ZM95 136H98V137H95ZM20 137H23L24 141L27 142V146H26L25 151L23 152V154L24 153L25 154L24 155L22 154L23 156L19 160L20 162L18 164L20 166L17 164L18 165V168H17V166H11V163L9 162V159L8 158H6V160H5L4 157H7V154H6V149L4 148V146H6V148H7L8 145L11 146V147L12 146L13 147L14 146H17L18 144H20V142H19ZM68 137H71V141L73 143H74V141L76 142L74 144L77 145L79 143L77 146L72 143V146L73 145L76 146V147L81 146V148L84 146L83 148H85V150H87V154H86L87 159H86V156L83 158V157H80L79 155H76L77 157L75 156L73 159H71L69 161H66L67 163L60 161L59 165L58 164H55L54 161H56V158L58 156H59L58 158H63L64 152L62 151V149H61L62 147H60V145H62V141H64V142L65 141H68ZM130 138H131V140H130ZM54 139L56 140V142L54 141ZM47 140L50 143H48ZM104 141H106V142H104ZM51 143L53 145H50ZM229 143H234V145H236L239 150H237L236 146H233V144L230 145ZM89 144H90V146H89ZM123 144H125V145H123ZM220 144H222V145H220ZM92 145L95 146V148H92L91 147ZM193 146L194 147H200L201 146L200 140L197 141V143H194L193 142L192 144L188 140H186V139L185 140H182V144L180 145L181 150H178V153L179 152H182V151L184 152V150H185V152L192 151ZM214 146H216L215 149H214ZM244 146H246V147H244ZM55 147H57V148H55ZM89 147H91V149ZM75 148L72 147V151H74L73 153L78 154V152H77L78 150L75 149ZM55 149H56V151H55ZM89 149H90V151H89ZM102 149H103V151H102ZM60 151H61V153H60ZM99 151H102V152H99ZM216 151L217 150H215V152ZM211 152H212V150L209 151V152H207L206 154H204V157L205 158H210L213 155V152L212 153ZM88 153H90V157H89ZM50 154H51V156H50ZM57 154H58V156H57ZM159 154H160V156H161L162 159L160 158ZM124 156H126V157H124ZM128 156H130V158ZM199 156H200V154H199ZM52 157H53V159H51ZM102 158H103V161L101 160ZM116 160L117 161L120 160V161L117 162ZM75 161H76V163L77 162L78 163L80 162L79 163L80 164L79 165L80 168L78 170H76V171H74V169H73L74 167L78 166V165H76ZM261 161H259V162L261 163ZM121 162H122V164H121ZM118 163L121 164V165H119ZM151 164H154V165H151ZM68 166H70V167H68ZM124 167H126V165ZM42 169H43V171H42ZM99 169L100 170L102 169L103 171H98ZM70 173H72V174H70ZM91 174H92V176H91ZM57 176H60L58 182L56 180V177ZM41 179H45L46 182H44ZM93 180H94V182H93ZM113 181H115V182H113ZM16 184L18 185V187H17ZM31 185H32V187H31ZM33 185H34V187H33ZM47 185L48 186H51L52 188L51 187H48ZM74 186H75V188H74ZM77 186H78V188H76ZM51 193H52V195H51ZM87 193H88V195H87ZM85 194L87 196H85ZM112 194H114V195H112ZM77 195H80V196L83 197L82 201L79 199V196H77ZM57 196H59V197L57 198ZM109 196L112 197L113 199H114V197L117 198L116 204H113V202L109 201V199H108ZM49 198H51V199H49ZM131 199H133V200H131ZM81 202H83V203H81ZM64 206H66V207H64ZM5 209L7 210V212L2 217L3 219L2 218L0 219L1 220L0 221V224H1V222H4V221H6L7 223L8 222L10 223L11 222L10 220H12V218H14L15 215H16V210L14 208H12V207H9V208L6 207ZM42 212H44V214ZM36 215H34L35 218H33V217L31 218V215H29L28 217H26V219L29 220L31 218V220L33 219L34 222H37L38 219H36V217H37ZM105 215H107V216H105ZM104 217H106V218H104ZM136 221H137V225H133L134 223L136 224ZM68 222H69V224H68ZM127 225H129V226H127ZM70 227H72V228H70ZM261 228H262L261 226H258V230L257 231H254L250 235L252 240H251V245H250L249 250H248L249 253L247 252L244 255H242L240 257V259L238 260V264H252L253 261H251V260H253L254 258H255V263L254 264H264V229L263 228L261 229ZM119 232L124 233L126 231H123V229H120L119 228ZM127 232L129 233L128 230H127ZM61 233H63V232H61ZM122 236H123V234H122ZM118 237L119 236H117L116 238L119 239ZM117 242H118V240H117ZM117 242H116V244H117ZM56 244L57 245L60 244L59 245L60 248L57 247ZM47 248H49V249H47ZM58 248L61 249L59 253H61V251H64V252L61 253L63 256L61 254L59 255V253H58L59 249ZM56 250H57V252H56ZM253 251H255L256 253L253 252ZM117 253H115V254H117ZM126 253H128V254H126ZM72 254H73L74 257L72 256ZM130 254H131V256H130ZM20 255H21V253H20ZM25 255H23V256H25ZM150 255L153 258H151L149 256L148 257L152 259V261H153L154 264H159V263L160 264H166L164 262H166L165 260H167L169 258L168 253H165L164 254L163 251L162 252H160V251L158 252V251H155L154 250V251L151 252ZM202 255L203 254H201V253L200 254H196V256H195L196 257V261L201 260L203 258ZM68 256H70V259H69ZM182 258H184L185 260L181 264H192V261L190 260L191 257H186L185 255H183ZM75 259H78V260L74 261ZM113 259H115V260L113 261ZM84 261H85V263H84Z\"/></svg>",
	"mask_w": 264,
	"mask_h": 264
},
{
	"label": "built area",
	"instance_id": "obj_3",
	"mask_svg": "<svg viewBox=\"0 0 264 264\" xmlns=\"http://www.w3.org/2000/svg\"><path fill=\"white\" fill-rule=\"evenodd\" d=\"M3 135H4V132H2V131H0V151L2 152V145L4 144L3 142H2V138H3Z\"/></svg>",
	"mask_w": 264,
	"mask_h": 264
}]
</instances>
